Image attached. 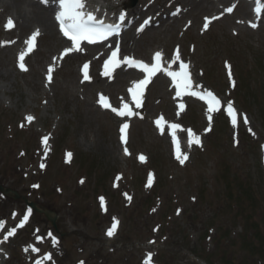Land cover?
Returning <instances> with one entry per match:
<instances>
[{
  "label": "rangeland",
  "instance_id": "rangeland-1",
  "mask_svg": "<svg viewBox=\"0 0 264 264\" xmlns=\"http://www.w3.org/2000/svg\"><path fill=\"white\" fill-rule=\"evenodd\" d=\"M88 1L100 11L108 3ZM131 1L120 0L121 9L138 5ZM249 2V18L239 7L205 29V22L186 15L188 31L180 28L182 21L147 42L153 27L126 52L141 58L155 49L168 58L178 52L200 91L219 96L211 114L197 96L176 99L157 76L136 114L117 117L100 109L96 98L106 94L121 107L134 81L128 70L115 68L105 76L99 60L91 62L85 80L80 65L87 57L62 56L64 46L54 47L40 31L25 56L27 70H21L18 55L27 50L29 33L8 32L0 15V185L54 211L56 222L55 228L22 199L0 192V264H36L45 254L52 258L43 264H145L148 253L151 264H264V12L257 14L256 0ZM228 101L238 113L235 127ZM158 114L165 118L162 128L154 123ZM123 122L129 125L127 143L120 140ZM169 123L180 125L184 164L176 159ZM188 129L200 137L199 145L189 146ZM25 214L29 218L20 227ZM114 217L118 225L109 236Z\"/></svg>",
  "mask_w": 264,
  "mask_h": 264
},
{
  "label": "snow or ice",
  "instance_id": "snow-or-ice-1",
  "mask_svg": "<svg viewBox=\"0 0 264 264\" xmlns=\"http://www.w3.org/2000/svg\"><path fill=\"white\" fill-rule=\"evenodd\" d=\"M44 3H47L48 0H43ZM58 3V10L55 13V19L59 24V30L65 36L70 42L71 47L65 48L63 50L62 56L67 55L73 51H83V49L80 47L81 42H88L89 44H94L97 41L104 40L108 36L112 35L114 32L118 31V26L115 24H106L104 21L99 20L96 15L92 11L87 10V0H57ZM226 11L231 12L232 8L226 9ZM255 12L257 14H260L264 12V5H262V0H256V8ZM125 18V14L122 12L120 14V19L123 20ZM212 19H217V17H213ZM209 18H205L204 28L207 29L209 26ZM14 26V22L11 18L7 20V23L5 24V28H11ZM257 25L252 24V27H256ZM143 30V25H141V28L138 29V31ZM39 35V30L34 31L26 40L25 44L27 45L26 51H21L18 55V66L21 70L26 71L27 68L25 66L24 60L25 56L33 50L35 47V41L36 37ZM3 43V42H0ZM153 63L148 64L140 60H136L132 57H123V60L119 58V45H116L115 50L111 51L110 56L107 60L104 61V75L110 76L112 71L119 67L121 63H126L129 66L136 67L140 69L144 73V79L133 81L132 86L128 89L129 94L132 97V100L135 103V106L139 108L141 106V97L143 95L145 87L150 83L151 78L158 72H164L167 76L171 77L172 81L175 84V87L177 89L176 96H181L182 93L189 94L192 96H197L200 99H207V103L209 105L208 107V113L211 114L214 111H217V105L221 104V100L218 99L211 91H208L206 93H200L197 91L191 90L192 88V81L190 77V73L188 71V65L184 63L183 61H180L179 70L178 71H172L169 68H165L162 64V53L157 51L153 56ZM179 53L177 52V55L173 58V63L177 60H179ZM88 67L89 65L85 63L83 65V74L84 79L89 80L90 77L88 75ZM49 79H51V71L52 68L49 67ZM229 77L231 78V73L229 72ZM99 103L105 107V108H111V111L114 112L116 115L120 117H128L133 116L136 113L133 112L132 108L129 106L128 103H122V106L119 108L111 107V105L108 103L107 98L101 95ZM181 109L184 108V105L179 106ZM226 113L230 117L231 124L235 127L238 124V113L236 109L234 108L233 102L228 101L226 104ZM26 119L31 122L34 117L27 116ZM244 122L247 124L248 119L245 115L243 117ZM163 117L161 116L158 118L155 123L158 127H163L162 125ZM209 121H211V115H209ZM129 125L127 123L123 124L121 126V140L124 141L125 137L123 135L125 129H127ZM171 129L173 130L172 136H173V144L175 146V155L176 159L180 162V164H184L185 160L188 159L187 153H182L179 143L177 142L175 138V130L180 128L179 124L172 123L170 125ZM211 128V124L209 125L208 129H205V131H209ZM188 138H189V146L192 144L199 145L201 143V139L196 133H194L191 129H188ZM251 131V129H249ZM48 137H44L43 141H47ZM124 152L126 155L129 154L128 149L125 147ZM71 153H66V158H71ZM139 159L143 162L145 160V157L143 155L139 156ZM41 168L44 167V164L40 165ZM117 179H120L119 176H117ZM153 182V174L150 172L148 174V183L146 186H151ZM81 183H83V180H81ZM34 187H36L34 185ZM127 196V194H125ZM130 199V198H129ZM99 201L101 204V207L103 208L105 205V198L99 197ZM28 215L25 214L23 219L21 220L20 227H23L24 223L28 220ZM3 225V222L0 221V226ZM118 221L116 218H113V223L111 228L108 229L107 235L112 236L114 234L115 229L117 228ZM15 233V229H12L8 232V236H11ZM7 239V236L5 237ZM55 243V240L53 241ZM25 251H28L26 248ZM32 251L38 252L39 249L32 247ZM50 254H45L43 259L51 260ZM151 258L152 253H148L147 257L145 259V264H151ZM42 260H37L36 264H43ZM83 264V262H81Z\"/></svg>",
  "mask_w": 264,
  "mask_h": 264
},
{
  "label": "bare ground",
  "instance_id": "bare-ground-1",
  "mask_svg": "<svg viewBox=\"0 0 264 264\" xmlns=\"http://www.w3.org/2000/svg\"><path fill=\"white\" fill-rule=\"evenodd\" d=\"M139 1L141 2V4L146 5V10L148 13H151L149 15H152L153 22H158L159 24V28H155L153 32L151 31V33H148L149 35H146L148 36L146 38L147 42H149L153 38L152 35L156 36V34H165L161 33V31L166 33H171V31L173 32V30L177 29L181 22L184 21L182 19L184 16L187 15L188 17H191L192 19H194V22L199 20L203 21L204 16L211 17L214 11L219 10L225 3L230 0H152L151 3H149V0ZM234 2H236V4L241 3V13L243 17L249 18L252 15V11L249 4L247 3V0H234ZM175 5L180 6L178 12L171 17L165 18V16L168 15L167 12ZM106 6L112 11V9L116 8L117 5L109 0ZM0 8V15L2 12H5V15L8 17V19L11 18L13 20L14 26L12 27V29L14 30V32L17 31V35L19 37L22 36L24 32L26 33L30 30H34V28H37L41 32L43 37L48 36L51 39L52 45L54 47L58 46L59 44L60 46L62 45V39L57 35L58 30L54 18L51 14V11L53 9L52 4H43L38 0H0ZM139 8L140 5L138 4L133 9L127 10L125 16L136 14V11L139 10ZM107 17H111V13H109ZM124 21L126 20L124 19ZM120 40L122 42L121 52L130 51L132 44L135 45V48L142 44L138 39V34L136 33H125L120 37ZM64 44H68V48L69 46H71V44L67 42ZM91 46L92 47L89 50H86V55L92 57V59L95 60L105 47L101 43L92 44ZM83 53L85 54L84 51ZM165 64L167 66H170L171 62ZM129 70V77L134 78L139 74L140 69L129 68ZM99 72H104L103 68H99ZM163 76L164 77L162 78V80L165 79L167 75L163 73ZM121 99L134 103V101L131 99V97L128 96L125 91ZM178 131V134H182L180 130ZM170 137L173 139L172 133L170 134ZM175 138L176 140L178 138L176 134ZM179 146L180 149H182L180 143ZM113 149L115 148L112 147L111 151L115 152V150Z\"/></svg>",
  "mask_w": 264,
  "mask_h": 264
},
{
  "label": "water",
  "instance_id": "water-1",
  "mask_svg": "<svg viewBox=\"0 0 264 264\" xmlns=\"http://www.w3.org/2000/svg\"><path fill=\"white\" fill-rule=\"evenodd\" d=\"M32 205V204H31ZM33 206V205H32ZM46 216L52 221L53 225L55 226V223H54V218L51 217L47 212H45Z\"/></svg>",
  "mask_w": 264,
  "mask_h": 264
},
{
  "label": "trees",
  "instance_id": "trees-1",
  "mask_svg": "<svg viewBox=\"0 0 264 264\" xmlns=\"http://www.w3.org/2000/svg\"><path fill=\"white\" fill-rule=\"evenodd\" d=\"M263 239V238H262Z\"/></svg>",
  "mask_w": 264,
  "mask_h": 264
}]
</instances>
